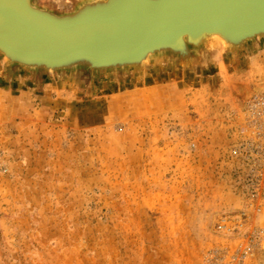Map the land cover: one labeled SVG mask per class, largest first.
I'll return each instance as SVG.
<instances>
[{"label": "rangeland", "instance_id": "1", "mask_svg": "<svg viewBox=\"0 0 264 264\" xmlns=\"http://www.w3.org/2000/svg\"><path fill=\"white\" fill-rule=\"evenodd\" d=\"M86 1L31 3L62 15ZM262 40L236 57L210 42L190 67L152 58L144 74L0 55V264H203L233 247L213 226L244 207L227 151L264 91ZM252 217L262 236L245 264H264V204Z\"/></svg>", "mask_w": 264, "mask_h": 264}, {"label": "water", "instance_id": "2", "mask_svg": "<svg viewBox=\"0 0 264 264\" xmlns=\"http://www.w3.org/2000/svg\"><path fill=\"white\" fill-rule=\"evenodd\" d=\"M211 32L244 50L242 42L264 35V0H89L62 15L0 0V55L28 70L144 71L155 51L190 67L211 50L201 40Z\"/></svg>", "mask_w": 264, "mask_h": 264}, {"label": "built area", "instance_id": "3", "mask_svg": "<svg viewBox=\"0 0 264 264\" xmlns=\"http://www.w3.org/2000/svg\"><path fill=\"white\" fill-rule=\"evenodd\" d=\"M188 148L194 150L195 143ZM227 152L244 207L216 216L213 234L234 246L209 251L203 264H245L260 242L262 230L253 226L252 213L260 212L264 204V91L252 94L240 106Z\"/></svg>", "mask_w": 264, "mask_h": 264}, {"label": "bare ground", "instance_id": "4", "mask_svg": "<svg viewBox=\"0 0 264 264\" xmlns=\"http://www.w3.org/2000/svg\"><path fill=\"white\" fill-rule=\"evenodd\" d=\"M98 1V0H97ZM205 38L204 39H201V40H205V43H203V44H205V45H208L210 42L212 43V44H218V43H222V44H224L227 48H229V49H232V50H240V48H241V46H239V47H236L237 45H234V44H231V43H233L232 42V40H230L229 39V37L227 36V35H225V34H222V33H218V32H211V33H206L205 35ZM260 37H264V35H257L255 38H254V40H251V39H248V40H246L245 42H242L241 44L242 45H244V44H246V43H248V42H253V41H255L257 38H260ZM241 44H239V45H241ZM161 51L162 50H160V53H161ZM146 54H148V53H146ZM159 55H161V54H159L158 52H154V54L153 53H149L146 57H144V59L141 61V63L140 64H145V63H147L150 59H152V58H157ZM142 65V66H143ZM132 68H139V66H138V64H136V65H132V66H129V67H127V68H125V70H127V69H132ZM100 70H106V71H108V69L107 68H101ZM55 71H58V70H55ZM52 72H54V71H52Z\"/></svg>", "mask_w": 264, "mask_h": 264}, {"label": "crops", "instance_id": "5", "mask_svg": "<svg viewBox=\"0 0 264 264\" xmlns=\"http://www.w3.org/2000/svg\"><path fill=\"white\" fill-rule=\"evenodd\" d=\"M256 42V41H255ZM252 46H255V44H251ZM248 46V45H247ZM256 48H258V49H256ZM259 48H262L261 50H259ZM254 49H256V50H258V51H256L257 52V54H260V53H264V40H262V41H260V42H258V44H256V47L254 48ZM214 50V49H213ZM246 50V46H244V50H239V51H232V52H227V53H230L231 54V56L233 57V55H234V57H236L235 56V54L236 55H240V54H242V52L243 51H245ZM217 51V50H216ZM219 52L220 51H222L221 49H219L218 50ZM202 52H204V53H208V51H205V50H203ZM201 52V53H202ZM260 52V53H259ZM165 58H160V59H158V60H156L155 62H154V64H151L152 65V67L154 66V67H156V70H163L164 68L163 67H166L167 66V64H169V63H165V60H164ZM169 65H171V64H169ZM171 68H172V66H171ZM147 69V68H146ZM146 69L144 70V71H140V72H138V74H144L143 72H145L146 71ZM128 72V71H127ZM130 73H132V75H133V73H137V72H130ZM176 73L174 72V75H175ZM103 75L104 76H106V74H104L103 73ZM122 75H125V73L124 74H122ZM107 77V76H106ZM235 82H239V81H235ZM153 86V85H152ZM161 86L162 87H165V84L164 83H161Z\"/></svg>", "mask_w": 264, "mask_h": 264}]
</instances>
